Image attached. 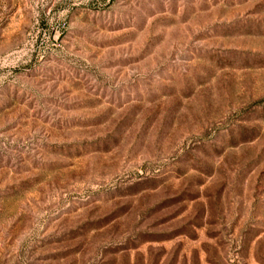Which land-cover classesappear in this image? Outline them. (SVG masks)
<instances>
[{
    "label": "rangeland",
    "instance_id": "obj_1",
    "mask_svg": "<svg viewBox=\"0 0 264 264\" xmlns=\"http://www.w3.org/2000/svg\"><path fill=\"white\" fill-rule=\"evenodd\" d=\"M0 264H264V0H0Z\"/></svg>",
    "mask_w": 264,
    "mask_h": 264
}]
</instances>
